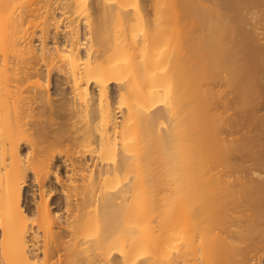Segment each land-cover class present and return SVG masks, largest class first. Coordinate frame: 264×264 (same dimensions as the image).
Instances as JSON below:
<instances>
[{
    "label": "bare ground",
    "instance_id": "obj_1",
    "mask_svg": "<svg viewBox=\"0 0 264 264\" xmlns=\"http://www.w3.org/2000/svg\"><path fill=\"white\" fill-rule=\"evenodd\" d=\"M0 264H264V0H0Z\"/></svg>",
    "mask_w": 264,
    "mask_h": 264
},
{
    "label": "rangeland",
    "instance_id": "obj_2",
    "mask_svg": "<svg viewBox=\"0 0 264 264\" xmlns=\"http://www.w3.org/2000/svg\"><path fill=\"white\" fill-rule=\"evenodd\" d=\"M83 32H84V30H83ZM51 91H53V89H51ZM51 184H52V186L54 187L55 186V184L52 182V179L49 181ZM28 184V186L25 188V190H29V187H30V185H29V183H27ZM56 187V186H55ZM28 194V193H27Z\"/></svg>",
    "mask_w": 264,
    "mask_h": 264
}]
</instances>
